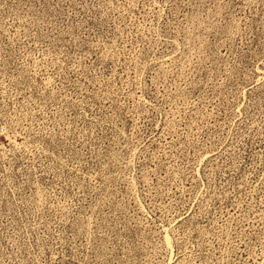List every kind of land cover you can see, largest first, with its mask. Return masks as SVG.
<instances>
[{"label":"rangeland","instance_id":"374dc122","mask_svg":"<svg viewBox=\"0 0 264 264\" xmlns=\"http://www.w3.org/2000/svg\"><path fill=\"white\" fill-rule=\"evenodd\" d=\"M0 264H264V0H0Z\"/></svg>","mask_w":264,"mask_h":264}]
</instances>
